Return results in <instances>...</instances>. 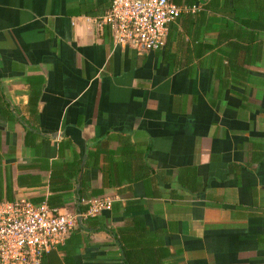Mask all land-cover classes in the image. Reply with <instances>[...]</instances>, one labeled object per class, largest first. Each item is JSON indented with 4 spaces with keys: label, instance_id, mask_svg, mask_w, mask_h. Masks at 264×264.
Segmentation results:
<instances>
[{
    "label": "crops",
    "instance_id": "0c3cea01",
    "mask_svg": "<svg viewBox=\"0 0 264 264\" xmlns=\"http://www.w3.org/2000/svg\"><path fill=\"white\" fill-rule=\"evenodd\" d=\"M171 1L138 52L113 0H0V201H114L43 264H126L133 219L163 264H264V0Z\"/></svg>",
    "mask_w": 264,
    "mask_h": 264
},
{
    "label": "built area",
    "instance_id": "2783aa9c",
    "mask_svg": "<svg viewBox=\"0 0 264 264\" xmlns=\"http://www.w3.org/2000/svg\"><path fill=\"white\" fill-rule=\"evenodd\" d=\"M190 11L196 7L171 0H113L98 25L108 28L119 45L153 52L166 45L170 25ZM113 203L110 198L95 199L86 213L76 214L27 201H0V264H43L83 219L100 215Z\"/></svg>",
    "mask_w": 264,
    "mask_h": 264
},
{
    "label": "trees",
    "instance_id": "16d2710c",
    "mask_svg": "<svg viewBox=\"0 0 264 264\" xmlns=\"http://www.w3.org/2000/svg\"><path fill=\"white\" fill-rule=\"evenodd\" d=\"M88 210L87 208L83 212L86 213ZM95 218L89 217L83 219L84 221L82 222L87 225L90 223L87 228L92 229L91 225L94 224L91 223H96ZM131 223V226L120 228L117 232L113 231L116 233V238L122 248L126 264H163V259L167 255L166 251L154 247L155 244L153 240L148 238L145 226L140 224L136 219L131 220ZM79 227L80 225L75 230ZM99 229H103L102 226L97 228V230Z\"/></svg>",
    "mask_w": 264,
    "mask_h": 264
}]
</instances>
